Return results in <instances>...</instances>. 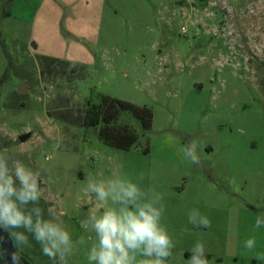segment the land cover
Segmentation results:
<instances>
[{"label": "rangeland", "instance_id": "374dc122", "mask_svg": "<svg viewBox=\"0 0 264 264\" xmlns=\"http://www.w3.org/2000/svg\"><path fill=\"white\" fill-rule=\"evenodd\" d=\"M49 1L33 30L28 15L13 22L16 37L0 23V155L32 169L48 213L62 211L73 239L87 240L67 264H89L94 234L78 220L93 205L82 189L113 173H143L140 187L162 194L176 245L168 264H186L198 241L210 264H264V228L254 230L264 213V0ZM104 96L151 111L139 146H106L101 125L83 124L87 103ZM118 124L138 126L126 114ZM193 140L199 165L181 151ZM192 209L210 226L191 224Z\"/></svg>", "mask_w": 264, "mask_h": 264}, {"label": "clouds", "instance_id": "9594fccd", "mask_svg": "<svg viewBox=\"0 0 264 264\" xmlns=\"http://www.w3.org/2000/svg\"><path fill=\"white\" fill-rule=\"evenodd\" d=\"M198 143L193 140L181 149L183 158L192 165L201 163ZM127 175L113 173L110 177H90L84 195L93 205L78 222L89 231L91 247L89 264H168L176 247L167 227L162 223L163 196L154 189L144 190L139 181ZM43 190L37 174L19 160L11 162L0 155V229L8 230L9 237L19 250L30 248L31 240L40 245L41 252L52 264H67L74 250L85 245L80 236L73 239L63 219L64 213L49 211L45 218L40 206ZM189 222L194 226L209 227L210 221L198 209H192ZM264 228V213L256 216L254 230ZM256 238L244 242L253 251ZM264 259V255L257 254ZM13 264L19 256L13 254ZM186 264H210L203 243L197 242Z\"/></svg>", "mask_w": 264, "mask_h": 264}, {"label": "trees", "instance_id": "16d2710c", "mask_svg": "<svg viewBox=\"0 0 264 264\" xmlns=\"http://www.w3.org/2000/svg\"><path fill=\"white\" fill-rule=\"evenodd\" d=\"M49 60V59H46ZM86 108L83 124L87 127H97L101 125L97 136L106 146L119 150H129L139 146L144 139L145 131H148L151 125L152 113L146 107H139L128 102L120 101L109 97H101L99 104L90 105ZM122 114L128 115L137 123V130H132L126 125L118 124ZM145 146L142 149L144 154L149 151L148 140H144ZM40 206L44 209L45 218L48 217L46 205L40 200ZM31 247L25 248L22 252L29 256L35 264H52L47 256L41 252L40 245L31 240ZM191 253H189V256ZM206 257L210 256L206 254Z\"/></svg>", "mask_w": 264, "mask_h": 264}, {"label": "crops", "instance_id": "0c3cea01", "mask_svg": "<svg viewBox=\"0 0 264 264\" xmlns=\"http://www.w3.org/2000/svg\"><path fill=\"white\" fill-rule=\"evenodd\" d=\"M32 4L34 6L31 8ZM51 5L54 6L49 0H0V23L5 31L8 32L9 30L8 33H10L12 37H16L19 34L20 26H17L13 22L19 23L20 20L23 19V15H28L30 27L31 30H33L35 29V23L42 9L46 11L47 17L49 11H53ZM19 24H21V22ZM51 24L53 27V17ZM30 43L34 48H37L36 42L32 40V38L30 39Z\"/></svg>", "mask_w": 264, "mask_h": 264}, {"label": "water", "instance_id": "95a60500", "mask_svg": "<svg viewBox=\"0 0 264 264\" xmlns=\"http://www.w3.org/2000/svg\"><path fill=\"white\" fill-rule=\"evenodd\" d=\"M22 90V89H21ZM30 137V133L22 134L18 137V141L20 143H23L27 141V139ZM1 232V231H0ZM2 239L6 243L0 244V264H13L12 256L13 254H17L20 258L19 264H33L29 259H27L25 256L21 255L15 248L14 244L12 243L9 236L5 235L3 232H1Z\"/></svg>", "mask_w": 264, "mask_h": 264}, {"label": "flooded vegetation", "instance_id": "af4514ba", "mask_svg": "<svg viewBox=\"0 0 264 264\" xmlns=\"http://www.w3.org/2000/svg\"><path fill=\"white\" fill-rule=\"evenodd\" d=\"M199 1H201V0H199ZM46 211H47V206H46ZM47 213H48V211H47ZM48 218V217H47ZM0 231L1 232H3L5 235H7V236H9V232H8V230H3V229H0ZM1 232H0V244L2 243V245H4L3 243H6L5 241H3V239L1 238L2 237V235H1ZM10 238V237H9ZM11 239V238H10ZM11 241H12V239H11ZM12 243H13V241H12ZM14 244V243H13ZM16 248V247H15ZM16 250L21 254V255H23V256H25L27 259H29L30 261H31V259L29 258V256H27V255H25L21 250H19V249H17L16 248ZM208 255V254H207ZM210 256V255H209ZM183 257L185 258V259H187L188 260V258L190 257L189 256V252H184L183 253ZM210 258V257H209ZM208 258V259H209ZM32 262V261H31ZM33 263V262H32ZM33 264H35V263H33Z\"/></svg>", "mask_w": 264, "mask_h": 264}]
</instances>
